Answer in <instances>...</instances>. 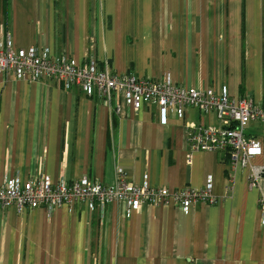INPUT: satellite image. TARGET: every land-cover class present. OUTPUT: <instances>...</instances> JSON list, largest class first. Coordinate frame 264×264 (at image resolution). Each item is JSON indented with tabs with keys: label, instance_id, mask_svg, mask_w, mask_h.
<instances>
[{
	"label": "crops",
	"instance_id": "1",
	"mask_svg": "<svg viewBox=\"0 0 264 264\" xmlns=\"http://www.w3.org/2000/svg\"><path fill=\"white\" fill-rule=\"evenodd\" d=\"M8 37L14 51L43 47L74 65L93 59L116 75H170L264 104V0H0V48ZM117 101L121 115L77 85L0 73V186H115L124 176L153 189L210 187L217 204L0 209V264H264V176L252 187L250 168L186 142L185 123L220 129L216 113L191 107L164 124L156 106ZM246 135L262 145L252 167L264 169V124Z\"/></svg>",
	"mask_w": 264,
	"mask_h": 264
},
{
	"label": "built area",
	"instance_id": "2",
	"mask_svg": "<svg viewBox=\"0 0 264 264\" xmlns=\"http://www.w3.org/2000/svg\"><path fill=\"white\" fill-rule=\"evenodd\" d=\"M9 72L18 78L37 80L43 77L68 88L77 85L86 97H101L111 111L118 115L123 110V104L116 102L118 97L139 111L146 105L156 106L164 124L169 113L184 121L186 111L191 107L202 112L214 111L222 125L220 129L185 123L186 142L190 151L227 154L231 167L241 165L242 168H250L249 181L252 187H258L264 176L263 168L251 165V160L261 151L262 145L246 135L250 123L264 124V104L249 99L236 102L226 89L218 93L212 89L175 85L170 75H164L159 80L131 74L116 75L93 59L82 65H74L65 56L51 57L43 47L14 51L10 37L5 47L0 48V73ZM169 202L188 207L198 203L215 205L218 199L210 187L153 189L135 186L127 182L124 176L119 178L115 186L88 179L53 184L43 177L28 182L15 180L0 186V209L16 207L22 211L44 208L50 214L58 207L76 203H85L91 209L96 206L103 215L106 207L112 203L138 209L146 204L159 206ZM260 210L264 213V199L260 200Z\"/></svg>",
	"mask_w": 264,
	"mask_h": 264
},
{
	"label": "trees",
	"instance_id": "3",
	"mask_svg": "<svg viewBox=\"0 0 264 264\" xmlns=\"http://www.w3.org/2000/svg\"><path fill=\"white\" fill-rule=\"evenodd\" d=\"M226 155H227V154H226ZM227 157H228V156H227ZM227 157H226V158H227ZM227 161H228V163H229V165H230V162H229V157L227 158Z\"/></svg>",
	"mask_w": 264,
	"mask_h": 264
}]
</instances>
